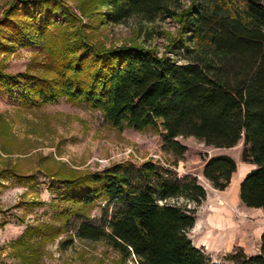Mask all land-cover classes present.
I'll use <instances>...</instances> for the list:
<instances>
[{
  "label": "trees",
  "instance_id": "16d2710c",
  "mask_svg": "<svg viewBox=\"0 0 264 264\" xmlns=\"http://www.w3.org/2000/svg\"><path fill=\"white\" fill-rule=\"evenodd\" d=\"M79 14H97L103 26L131 22L146 40L170 21L177 36L160 55L144 44L105 48L92 43L62 0H12L0 17V53L32 45L35 36L46 55L41 71L21 76L0 65V91L17 89L37 106L59 98L84 104L117 130L158 129L161 151L176 159L187 152L178 138L213 149L242 141L240 160L255 168L242 180L239 200L264 209V0H88ZM173 168L145 161L91 173L64 166L50 172L64 189L62 223L26 225L11 244L14 258L39 264L41 247L68 229L77 240L103 242L118 253V264H216L188 236L206 191L196 177ZM235 171L227 155L203 160L202 177L216 191L229 186ZM6 175L27 178L0 171ZM96 202L100 221L91 225L85 210ZM230 258L264 264V232L256 255Z\"/></svg>",
  "mask_w": 264,
  "mask_h": 264
},
{
  "label": "rangeland",
  "instance_id": "374dc122",
  "mask_svg": "<svg viewBox=\"0 0 264 264\" xmlns=\"http://www.w3.org/2000/svg\"><path fill=\"white\" fill-rule=\"evenodd\" d=\"M12 0H0V17ZM77 15L92 43L105 48L143 45L162 54L177 36V26L170 21L156 25L146 40L133 23L102 25L95 14L91 19L80 16L79 7L88 0H62ZM98 1V0H93ZM103 11L104 8H97ZM32 45L16 47L0 53V65L6 74L21 76L27 70H42L45 43L35 36ZM22 92L0 91V171L11 169L24 180L0 177V264H21L14 258L11 244L24 232L26 225H59V213L67 206L62 201L64 189L48 177L60 167L81 173L132 163L135 166L152 161L173 169L179 176L196 177L206 191L207 210L221 205L220 194L200 175L199 167L211 149L193 138H178L187 147L181 159L161 151L158 129L137 132L117 130L106 123L99 111L84 104H72L59 98L54 104L34 105ZM243 145L239 143L229 154L240 162ZM225 195V194H224ZM182 202V201H180ZM225 206V204H224ZM102 204L96 202L85 210V221L98 225ZM231 214L221 218L216 233L205 230L212 247L204 253L216 264H237L230 256L242 252L252 256L258 252L264 232V213L249 212L241 207L225 206ZM197 208V212L199 211ZM70 224L74 218H70ZM70 227V225L68 226ZM214 230V229H213ZM203 233V234H204ZM212 235V236H211ZM189 238L194 239L189 231ZM202 237V235H201ZM216 239V240H215ZM39 264H118L119 255L103 242L77 240L68 229L53 242L41 247Z\"/></svg>",
  "mask_w": 264,
  "mask_h": 264
},
{
  "label": "crops",
  "instance_id": "0c3cea01",
  "mask_svg": "<svg viewBox=\"0 0 264 264\" xmlns=\"http://www.w3.org/2000/svg\"><path fill=\"white\" fill-rule=\"evenodd\" d=\"M239 143H242V141ZM207 148L211 149L210 152L206 151V154H208L207 158L218 156V155H227L233 159V157L229 154L230 150L233 148L231 149H213L211 147H207ZM234 161L236 164V171L231 177L229 186L222 192L218 191V193L220 194L219 198L221 199L220 201L221 205H219V207L217 206V208L211 207L212 209H215V211H211V210H207L203 204L202 206L201 205L199 206L200 209L198 212H196L195 223H194L193 228L191 229V232L193 233V236L195 238L192 239L191 242L194 245V247L197 249L201 248L203 251H207L208 248L212 247V243H211L212 239H210V236L204 232L206 230L207 233L209 232H211V234L216 233L218 224H221L222 222L220 217L225 218L231 214L229 211H227V208L225 206H229L230 208L241 207L249 212H260V213L263 212L264 213V209L246 208L245 206L241 204L239 200V186L242 180L244 179L245 175L251 170H253L255 166L251 164L243 163L241 162V160L240 162H236L237 160H234ZM202 167L203 165L199 167L200 175H202Z\"/></svg>",
  "mask_w": 264,
  "mask_h": 264
},
{
  "label": "built area",
  "instance_id": "2783aa9c",
  "mask_svg": "<svg viewBox=\"0 0 264 264\" xmlns=\"http://www.w3.org/2000/svg\"><path fill=\"white\" fill-rule=\"evenodd\" d=\"M162 166L166 167L165 165H162Z\"/></svg>",
  "mask_w": 264,
  "mask_h": 264
}]
</instances>
